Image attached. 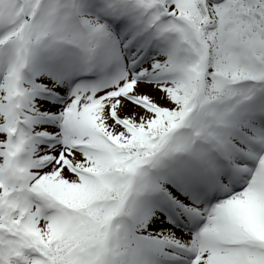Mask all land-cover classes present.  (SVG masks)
<instances>
[{"label":"snow or ice","instance_id":"6c2138e0","mask_svg":"<svg viewBox=\"0 0 264 264\" xmlns=\"http://www.w3.org/2000/svg\"><path fill=\"white\" fill-rule=\"evenodd\" d=\"M0 264H264V0H0Z\"/></svg>","mask_w":264,"mask_h":264}]
</instances>
